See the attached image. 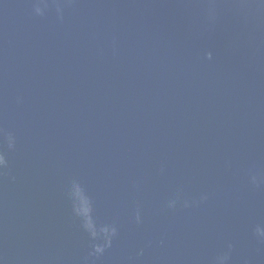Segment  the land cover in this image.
Here are the masks:
<instances>
[{
    "label": "water",
    "instance_id": "water-1",
    "mask_svg": "<svg viewBox=\"0 0 264 264\" xmlns=\"http://www.w3.org/2000/svg\"><path fill=\"white\" fill-rule=\"evenodd\" d=\"M0 152V264H264V0H0Z\"/></svg>",
    "mask_w": 264,
    "mask_h": 264
},
{
    "label": "clouds",
    "instance_id": "clouds-1",
    "mask_svg": "<svg viewBox=\"0 0 264 264\" xmlns=\"http://www.w3.org/2000/svg\"><path fill=\"white\" fill-rule=\"evenodd\" d=\"M35 11L40 14L41 13V7L39 5H37L35 7ZM60 8L59 6H57V12L59 13ZM208 58H211V53H206ZM6 140H7V144L9 148H12L14 146L15 143V138L11 135V134H5ZM6 160H5V156L3 154V152H0V168H3L6 165ZM255 181V177L253 179ZM176 204L175 200H170L168 202V207H174ZM186 206H187V202H185ZM137 221H139V215L137 214ZM83 227L85 228L86 231H88V233L90 234L91 237L95 238L97 237L98 233L96 230H94L91 226L88 225H84ZM103 235H104V243H94L92 245V252L90 254H100L104 251V249L110 245L111 243V237L113 235H115L116 233V228L114 226H105L104 228H102L100 230ZM257 232L261 235L264 236V230L257 228ZM230 247V246H229ZM227 259V255H222L217 257V264H224L225 260Z\"/></svg>",
    "mask_w": 264,
    "mask_h": 264
}]
</instances>
